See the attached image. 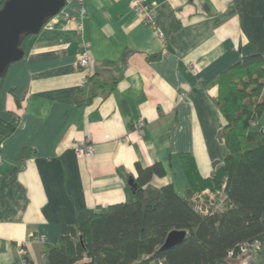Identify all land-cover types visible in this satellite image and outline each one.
I'll return each instance as SVG.
<instances>
[{"label":"crops","instance_id":"1","mask_svg":"<svg viewBox=\"0 0 264 264\" xmlns=\"http://www.w3.org/2000/svg\"><path fill=\"white\" fill-rule=\"evenodd\" d=\"M151 2L164 37L130 0H68L9 68L0 88V264H48L63 226L134 200L137 164L162 163L167 175L151 187L184 193L182 154L205 178L224 163L218 80L246 56L264 55V0ZM83 8L82 22H67ZM84 40L88 72L76 64ZM85 73L94 80L82 87ZM97 82L99 96L79 105L80 90ZM86 137L96 152L80 159L75 147ZM223 264H264V249Z\"/></svg>","mask_w":264,"mask_h":264},{"label":"trees","instance_id":"2","mask_svg":"<svg viewBox=\"0 0 264 264\" xmlns=\"http://www.w3.org/2000/svg\"><path fill=\"white\" fill-rule=\"evenodd\" d=\"M33 36L22 38L21 49ZM218 86L217 105L226 120L218 138L229 151L224 163L205 178L194 157L182 154L189 181L184 193L173 184L151 187L154 178L167 175L162 163L137 164L134 200L63 226L61 239L48 252V264H223L239 255L230 256L237 246L248 253L257 243L264 246V128L258 129L264 115V55L246 56L222 72ZM102 87L97 82L81 89L79 105L91 104ZM206 190L226 196L221 210H197L194 198ZM173 231H185V239L163 249Z\"/></svg>","mask_w":264,"mask_h":264},{"label":"water","instance_id":"3","mask_svg":"<svg viewBox=\"0 0 264 264\" xmlns=\"http://www.w3.org/2000/svg\"><path fill=\"white\" fill-rule=\"evenodd\" d=\"M68 0H6L0 9V79L9 66L22 60L25 51L20 44L24 36L39 34L44 24L59 15ZM185 231H173L163 249L181 243ZM242 252L237 246L234 253Z\"/></svg>","mask_w":264,"mask_h":264},{"label":"built area","instance_id":"4","mask_svg":"<svg viewBox=\"0 0 264 264\" xmlns=\"http://www.w3.org/2000/svg\"><path fill=\"white\" fill-rule=\"evenodd\" d=\"M131 8L134 12L141 18L144 25L152 28L160 36L164 37L163 33L157 26V8L151 0H130ZM87 15V10L83 8L79 16L75 15H66L67 22L80 20L81 22L85 19ZM58 22V15L49 19L43 26L44 29H51L55 23ZM83 30V24L79 25V32ZM91 47L89 41L84 40L82 44V51L76 56V64L78 68L82 71H87L90 67L88 51ZM91 74L85 73L82 77L81 83L82 87H87L89 85ZM186 97L185 94L182 95ZM146 122L143 119L138 120L137 122V131L139 134L144 135V128ZM95 144L91 137H86L83 140L79 141L75 147V153L78 158H88L95 154ZM3 163V158L0 156V165ZM226 196L221 192H212L206 190L194 198L195 205L198 211L203 214H209L217 210H221L225 204ZM36 241H39V238H35ZM242 248V247H241ZM264 246L260 243L255 244L254 252H262ZM242 252H248L247 249L242 248ZM234 254V251L230 252V256ZM24 264H34L30 263L27 259L24 260Z\"/></svg>","mask_w":264,"mask_h":264}]
</instances>
